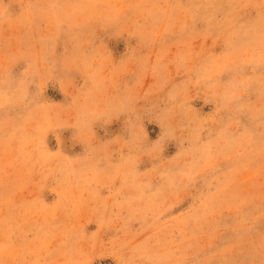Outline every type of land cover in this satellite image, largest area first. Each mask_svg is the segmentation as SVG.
<instances>
[{
	"label": "rangeland",
	"instance_id": "rangeland-1",
	"mask_svg": "<svg viewBox=\"0 0 264 264\" xmlns=\"http://www.w3.org/2000/svg\"><path fill=\"white\" fill-rule=\"evenodd\" d=\"M0 264H264V0H0Z\"/></svg>",
	"mask_w": 264,
	"mask_h": 264
}]
</instances>
